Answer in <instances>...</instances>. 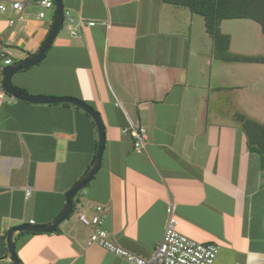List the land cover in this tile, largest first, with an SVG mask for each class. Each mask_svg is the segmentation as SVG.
Returning <instances> with one entry per match:
<instances>
[{"label":"crops","instance_id":"crops-1","mask_svg":"<svg viewBox=\"0 0 264 264\" xmlns=\"http://www.w3.org/2000/svg\"><path fill=\"white\" fill-rule=\"evenodd\" d=\"M12 1L24 0L0 3ZM64 4L96 25L77 36L63 26L45 60L15 73L12 83L94 107L106 149L98 174L55 232L15 233L19 264H128L87 245L90 228L78 212L92 216L98 205L110 237L140 256L150 257L162 241L172 210L181 233L220 246L214 264H264L262 156L234 118L241 112L264 124V108H242L234 63L215 57L203 16L163 0ZM41 10L30 0L14 27L17 12L0 13L12 64L37 54L47 39L55 13L41 19ZM5 66L0 60V261L10 264L8 232L57 220L67 193L95 163L99 131L74 104L11 100L2 86ZM131 125L147 128L140 152L123 133Z\"/></svg>","mask_w":264,"mask_h":264},{"label":"built area","instance_id":"built-area-1","mask_svg":"<svg viewBox=\"0 0 264 264\" xmlns=\"http://www.w3.org/2000/svg\"><path fill=\"white\" fill-rule=\"evenodd\" d=\"M30 0L12 1L10 3H0V13H6L9 10L17 12L18 16L10 20V26L14 27L18 21L25 19V9ZM36 3L42 8L38 18H45L48 10L56 12L55 0H36ZM96 21L87 20L82 16H75L70 10L64 11V26L68 27L73 36H77L81 28L85 26H94ZM12 50L8 36L0 39V60L5 65H11ZM14 100V97H11ZM123 133L129 135L134 143L136 151H141L148 139V131L145 126H135L124 128ZM31 189H26V196H30ZM105 211L104 206L95 207L92 216H88L84 210L78 212V220L90 228L87 245H99L108 252L124 258L128 264H214L219 253L220 246L215 243L200 242L183 233L178 229L179 221L173 215L172 210L166 225V230L162 241L156 246L150 257H143L133 253L116 241H114L108 231L103 228L101 214Z\"/></svg>","mask_w":264,"mask_h":264},{"label":"water","instance_id":"water-1","mask_svg":"<svg viewBox=\"0 0 264 264\" xmlns=\"http://www.w3.org/2000/svg\"><path fill=\"white\" fill-rule=\"evenodd\" d=\"M55 3H56V13L54 17L53 26L44 44L39 49V52L35 55H31L30 57L26 58L21 62L5 66L3 70L4 77H3L2 86L8 94L23 101L32 102V103H45V104L70 103L80 107L93 118L99 131V145L96 154V160L93 167L79 181V183L67 193V205L64 211L62 212V214L57 218V220L53 224H49V225L24 224L14 227L8 232L7 243L11 257L10 264L20 263V259L18 257V253L16 249L15 238H14L15 233L16 232H36V233L55 232L57 228L60 226V224L65 220H67L70 217V215L73 213L75 207V198L78 196V194L81 191H83L88 187L91 181H93L95 176L98 174L102 165L104 152L106 149V127L101 114L98 111H96L94 107H92L85 101L75 97L41 96V95L29 94L27 92H22L16 89L12 83V76L15 73L34 67L45 60L48 50L52 47L54 40L56 39L62 27L64 26V11H65L64 0H55ZM0 264H4V263L0 261Z\"/></svg>","mask_w":264,"mask_h":264},{"label":"trees","instance_id":"trees-1","mask_svg":"<svg viewBox=\"0 0 264 264\" xmlns=\"http://www.w3.org/2000/svg\"><path fill=\"white\" fill-rule=\"evenodd\" d=\"M168 4L186 7L203 16L208 34L214 44V55L218 59L233 62L264 63V55H245L231 52V36L223 32V21L230 19H252L258 22L264 33V0H163ZM22 92L24 89L14 85ZM237 123L244 130L250 147L261 154L264 166V124L244 113H236ZM84 191V190H83ZM81 191V192H83ZM80 192V193H81ZM80 193L75 198L79 201ZM75 202V205H76ZM36 233V232H33Z\"/></svg>","mask_w":264,"mask_h":264},{"label":"rangeland","instance_id":"rangeland-1","mask_svg":"<svg viewBox=\"0 0 264 264\" xmlns=\"http://www.w3.org/2000/svg\"><path fill=\"white\" fill-rule=\"evenodd\" d=\"M221 28L234 38L231 52L264 55V33L258 22L252 19H230L226 20ZM233 63L234 88L238 90L242 108L248 110H251L252 106L264 108V63L241 61Z\"/></svg>","mask_w":264,"mask_h":264},{"label":"clouds","instance_id":"clouds-1","mask_svg":"<svg viewBox=\"0 0 264 264\" xmlns=\"http://www.w3.org/2000/svg\"><path fill=\"white\" fill-rule=\"evenodd\" d=\"M56 13V12H55Z\"/></svg>","mask_w":264,"mask_h":264}]
</instances>
